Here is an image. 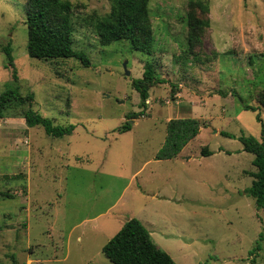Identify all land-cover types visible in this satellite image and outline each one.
<instances>
[{
    "label": "rangeland",
    "instance_id": "obj_1",
    "mask_svg": "<svg viewBox=\"0 0 264 264\" xmlns=\"http://www.w3.org/2000/svg\"><path fill=\"white\" fill-rule=\"evenodd\" d=\"M68 1L72 46L88 67L30 58L26 0H0V94L6 84L30 93L34 111L74 126L49 137L25 126L26 107L0 120V264H111L101 247L131 218L174 264H264V208L244 193L253 155L237 139L264 131V110L242 109L257 108L264 89V0H207L196 14L209 26L192 50L189 0H149L151 55L126 41L99 45L93 23L107 0ZM147 62L165 83L149 88L144 116L121 133L141 110L131 81ZM184 117L206 125L175 158L156 159L167 120Z\"/></svg>",
    "mask_w": 264,
    "mask_h": 264
},
{
    "label": "trees",
    "instance_id": "obj_2",
    "mask_svg": "<svg viewBox=\"0 0 264 264\" xmlns=\"http://www.w3.org/2000/svg\"><path fill=\"white\" fill-rule=\"evenodd\" d=\"M109 12L94 18V31L100 46H108L116 41H126L132 50L151 55L153 52V32L149 19V0H107ZM187 13V44L190 50L199 43L200 35L208 28L207 18L199 17L196 12L207 14V0H189ZM71 4L68 0H26L27 54L39 60L75 59L83 67L90 65L86 55L72 46L73 26L71 21ZM6 58L5 68L11 69V77L17 80L16 70L9 45L1 48ZM165 81L156 76L152 63L143 65L141 78L131 81L132 88L138 93L141 110L127 115L119 132L131 129L133 119L144 116L148 90L151 86ZM0 94V120L9 108L23 109L21 118L26 127H41L44 133L52 138H62L72 133L74 126L55 125L51 119L42 116L32 109L33 95H21L16 89L5 85ZM258 106L242 105V109L264 110V89L257 97ZM257 121L261 123L259 116ZM205 122L197 118H171L166 122L165 139L155 153L159 160L173 159L180 149L193 140L204 127ZM223 136L231 137L221 132ZM238 141L243 151L253 155L254 172L251 184L244 193L254 200L257 210L264 208V131L260 139L252 136H239ZM202 155L210 152L204 148ZM9 197V196H6ZM101 252L111 264H174L171 257L159 249L151 240L150 234L141 222L135 218L128 219L121 228L101 247Z\"/></svg>",
    "mask_w": 264,
    "mask_h": 264
},
{
    "label": "water",
    "instance_id": "obj_3",
    "mask_svg": "<svg viewBox=\"0 0 264 264\" xmlns=\"http://www.w3.org/2000/svg\"><path fill=\"white\" fill-rule=\"evenodd\" d=\"M125 65H126V64H123L124 75H125V76H129V75H130V73H129V71H127V70H126V67H125Z\"/></svg>",
    "mask_w": 264,
    "mask_h": 264
},
{
    "label": "crops",
    "instance_id": "obj_4",
    "mask_svg": "<svg viewBox=\"0 0 264 264\" xmlns=\"http://www.w3.org/2000/svg\"><path fill=\"white\" fill-rule=\"evenodd\" d=\"M184 118H187V117H184ZM189 118H193V117H189ZM134 123H135V122H134ZM134 123H133V124H134ZM154 197H155V196H154Z\"/></svg>",
    "mask_w": 264,
    "mask_h": 264
}]
</instances>
